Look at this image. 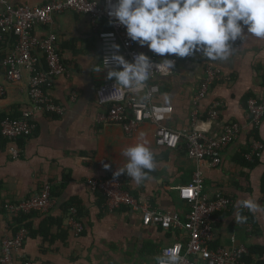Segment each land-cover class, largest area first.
I'll return each instance as SVG.
<instances>
[{"label": "crops", "instance_id": "obj_1", "mask_svg": "<svg viewBox=\"0 0 264 264\" xmlns=\"http://www.w3.org/2000/svg\"><path fill=\"white\" fill-rule=\"evenodd\" d=\"M49 1L8 0L11 5L29 7ZM35 33L39 37L55 33L59 38V52L69 76L55 79L49 94L66 111L63 115L37 113L38 129L34 136L20 138L13 145L0 133V255L2 240L24 227L29 236L19 253L22 258L16 264L25 258L31 264H157L162 249L186 239V232L145 227L141 215L128 209L109 211L104 196L93 192L88 185L90 179L115 176L127 163L123 150L135 144L141 132L154 155L166 153L167 149L156 146L155 126L146 123L127 136L120 126L96 123L102 111L96 92L104 73L98 29L89 16L72 11L57 14L53 24L38 26ZM14 45L12 36L0 44V85L7 91L0 99V116L5 114L11 119L31 108L29 74L25 73L20 84L12 85L1 65ZM233 49L226 61H210L200 54L176 57L179 63L175 73L161 79V94L155 100L173 108L167 126L177 131L192 128L196 110L199 111L196 126L203 125L200 130L210 135H220L224 125L241 126L239 137L222 152L220 166L212 167L208 161L198 164L190 159L183 141L178 151L154 163L159 174L149 175L140 184L130 177L125 182L141 202L148 201L162 211L178 212L186 220L189 206L179 199L175 189L191 184L193 174L200 169L205 194L212 198L221 193L233 201L228 211L215 215V237L210 246L215 247L213 250L230 252L244 245L249 250L246 257L249 263L261 264L264 263V212L252 213L241 208L240 214L247 220L240 223L234 217L240 199L251 197L264 206V119L257 133L251 134L254 128L247 111V99L264 102V39L246 35ZM142 51L162 60L169 58L160 57L147 47H142ZM208 65L219 68L226 80L212 85L208 95L197 100ZM73 95L75 101L71 100ZM215 102L221 104L218 121L208 119ZM256 141L263 147L257 153L253 149ZM11 146L20 151L18 159L12 157ZM46 184L51 185L54 199L48 212L22 217L3 211L7 203L16 204L38 195ZM72 210L84 227L81 234L68 224ZM146 244L151 245L149 254L143 252Z\"/></svg>", "mask_w": 264, "mask_h": 264}, {"label": "built area", "instance_id": "obj_2", "mask_svg": "<svg viewBox=\"0 0 264 264\" xmlns=\"http://www.w3.org/2000/svg\"><path fill=\"white\" fill-rule=\"evenodd\" d=\"M0 4L3 6L0 12V44L11 36L15 38L13 50L1 62L5 77L10 84L18 85L23 81L25 73L30 76L28 93L31 108L23 111L17 119L5 118L0 121L1 135L11 145L20 138L34 136L38 129L35 119L37 113L63 115L66 111V108L58 105L49 94L55 79L69 76V69L59 52V38L55 33L39 37L35 33V28L53 24L55 15L67 11L89 16L98 29L102 45L101 68L104 73L103 81L96 92L97 103L102 109L96 118L98 125L120 126L127 136H132L142 125L150 123L155 126L156 146L178 151L184 141L186 154L190 159L198 164L208 161L212 167L220 166L222 152L241 134V126L238 123L222 126L220 135H210L204 130L198 131L196 125L199 122V111L197 110L193 116L192 128L177 131L167 126L173 108L158 104L155 100L161 94V79L169 78L175 73L179 63L176 57L168 58L175 60L174 68H169L159 57L149 56L153 64H158L159 67L153 68L150 79L138 93H133L122 86H115V80L107 78L105 60L112 54L111 45L119 44L118 54L129 62L133 61L135 55L144 52L142 47L128 39L122 26L117 27L114 23H110L107 0H50L37 7L11 5L8 0H0ZM239 43L238 39L233 46ZM225 80L219 68L208 65L205 68V78L198 90L197 100L204 99L212 85ZM6 93V88L0 85V99H3ZM145 96L148 99H143ZM71 100L75 101L76 95H73ZM220 108L221 104L215 102L208 112V119L218 121ZM247 111L253 128L259 127L264 119V102L249 98ZM262 148L258 141L254 142L255 153ZM10 149L12 157L18 159L20 151L13 146ZM204 184L203 173L198 169L193 174L191 184L175 189L179 199L190 209L186 220H183L178 212L162 211L153 208L148 201L141 202L131 193L121 176L88 181L93 192L104 196L105 207L109 211L128 209L141 215L145 227H161L165 230L186 232V239L177 240L172 245L164 247L161 255H164L167 249L178 245L177 254L183 258L182 264H247L245 258L249 255V250L244 245L230 252L209 248L215 237V215L228 211L233 201L221 193L209 197L205 194ZM53 204L51 185L46 184L38 195L16 204L7 203L4 209L9 215L19 216L46 213ZM72 212L68 224L76 233L81 234L84 227L75 216L76 211L72 210ZM28 236V230L22 228L15 235L5 237L2 240L0 264H16L20 261L22 257L19 253L23 250ZM21 264L31 263L25 258Z\"/></svg>", "mask_w": 264, "mask_h": 264}, {"label": "clouds", "instance_id": "obj_3", "mask_svg": "<svg viewBox=\"0 0 264 264\" xmlns=\"http://www.w3.org/2000/svg\"><path fill=\"white\" fill-rule=\"evenodd\" d=\"M107 4L110 23L122 26L131 42L160 57L188 58L200 54L210 61H226L238 39L243 41L246 35L264 39V0H107ZM111 50V56L105 58L107 78L114 79L115 86L140 92L153 68L159 65H154L144 53L135 55L132 62L127 61L118 54L119 44L113 43ZM163 61L174 68L175 60ZM203 127L198 125L197 130ZM147 144L141 132L137 142L123 150L127 163L115 176L126 174L137 184L144 181L148 176L145 169L152 170L155 162ZM235 207L234 219L240 223L247 220L240 214L241 208L252 213L264 212V206L251 197L238 200ZM178 252V245L167 249L156 258L157 264H182Z\"/></svg>", "mask_w": 264, "mask_h": 264}, {"label": "trees", "instance_id": "obj_4", "mask_svg": "<svg viewBox=\"0 0 264 264\" xmlns=\"http://www.w3.org/2000/svg\"><path fill=\"white\" fill-rule=\"evenodd\" d=\"M169 58H171V57H169ZM111 80H114V79H111ZM248 100V99H247ZM8 116L7 115H5V114H3V115H1L0 116V121L1 120H3V119H5V118H7ZM19 117V116H18ZM18 117H13V119H17ZM257 129H258V127H254V129H252V132H251V134L252 133H257ZM0 133H1V130H0ZM184 149H185V146H184ZM179 150V149H178ZM186 152H187V149H186ZM123 179H124V181H126V180H128L129 179V177L125 174L124 176H123ZM188 185V184H187ZM4 208V207H3ZM3 211H5L4 209H3ZM19 216H22V217H24V215H19ZM22 228H24V227H22ZM21 227H19V228H17L18 230H20V229H22ZM161 228V227H160ZM27 229V228H26ZM161 230H162V228H161ZM171 232L173 231V232H176L175 230H170ZM177 233V232H176ZM150 244H146L145 246H144V249H143V252L144 253H151V248H150ZM209 248L210 249H212V248H215V247H211V246H209ZM246 260V262H247V264H250L249 263V261L247 260V258L245 259ZM261 264H264V263H261Z\"/></svg>", "mask_w": 264, "mask_h": 264}, {"label": "water", "instance_id": "obj_5", "mask_svg": "<svg viewBox=\"0 0 264 264\" xmlns=\"http://www.w3.org/2000/svg\"><path fill=\"white\" fill-rule=\"evenodd\" d=\"M171 152H172L171 149H167L166 153H163V154H161V155H154V154H153V156H154V160H155L154 163H157V162H159L160 160L166 159L167 156L171 154ZM145 171L148 172V176H149V175H153V176H155V175L159 174V172L157 171V168H156V167H153L152 170H147V169H145ZM148 176H147V177H148Z\"/></svg>", "mask_w": 264, "mask_h": 264}]
</instances>
